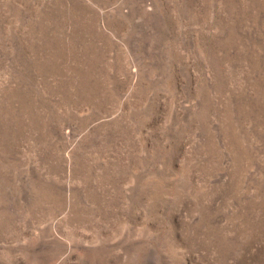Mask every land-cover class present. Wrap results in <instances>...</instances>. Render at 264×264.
Returning a JSON list of instances; mask_svg holds the SVG:
<instances>
[{"label": "rangeland", "instance_id": "rangeland-1", "mask_svg": "<svg viewBox=\"0 0 264 264\" xmlns=\"http://www.w3.org/2000/svg\"><path fill=\"white\" fill-rule=\"evenodd\" d=\"M0 264H264V0H0Z\"/></svg>", "mask_w": 264, "mask_h": 264}]
</instances>
